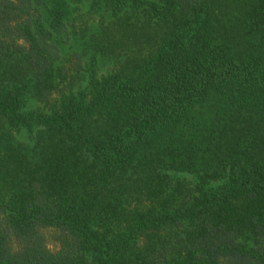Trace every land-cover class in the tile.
I'll use <instances>...</instances> for the list:
<instances>
[{"label": "trees", "instance_id": "trees-1", "mask_svg": "<svg viewBox=\"0 0 264 264\" xmlns=\"http://www.w3.org/2000/svg\"><path fill=\"white\" fill-rule=\"evenodd\" d=\"M0 264H264V0H0Z\"/></svg>", "mask_w": 264, "mask_h": 264}, {"label": "rangeland", "instance_id": "rangeland-1", "mask_svg": "<svg viewBox=\"0 0 264 264\" xmlns=\"http://www.w3.org/2000/svg\"><path fill=\"white\" fill-rule=\"evenodd\" d=\"M76 45H77L76 46L77 51L79 53H81V54L83 53L86 59H90L92 57L91 55L94 54V53H96V50L95 49L94 50H89V51H87V52L84 53V49H83L84 46L82 44H79V43H77ZM110 60L111 59H102L101 60V64H99V68L101 70H103V71L102 72L100 71V73H104L107 70V68L110 67L108 65L109 63H111ZM82 79H83L82 77H81V80H80V78L77 79L76 82H75V84H79V83L81 84V82L83 81ZM50 246H51L52 249H56L58 247V244L55 243L54 241H52L50 243Z\"/></svg>", "mask_w": 264, "mask_h": 264}]
</instances>
